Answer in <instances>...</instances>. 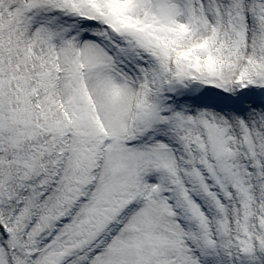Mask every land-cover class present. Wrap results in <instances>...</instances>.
I'll return each instance as SVG.
<instances>
[{
    "label": "snow or ice",
    "instance_id": "snow-or-ice-1",
    "mask_svg": "<svg viewBox=\"0 0 264 264\" xmlns=\"http://www.w3.org/2000/svg\"><path fill=\"white\" fill-rule=\"evenodd\" d=\"M0 264H264V0H0Z\"/></svg>",
    "mask_w": 264,
    "mask_h": 264
}]
</instances>
